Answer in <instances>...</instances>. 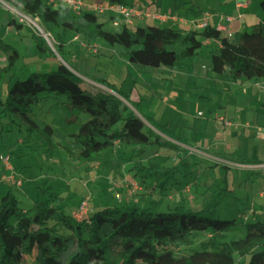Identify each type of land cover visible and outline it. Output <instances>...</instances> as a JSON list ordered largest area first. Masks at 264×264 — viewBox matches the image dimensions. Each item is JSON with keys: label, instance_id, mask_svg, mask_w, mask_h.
<instances>
[{"label": "trees", "instance_id": "obj_1", "mask_svg": "<svg viewBox=\"0 0 264 264\" xmlns=\"http://www.w3.org/2000/svg\"><path fill=\"white\" fill-rule=\"evenodd\" d=\"M6 1L39 17L56 40L54 48L17 17L14 23L17 27L27 26L40 49L55 52L64 61H67L64 53L75 38L88 46L103 39L122 46L130 61L147 66L173 68L205 50L207 56L221 60L222 72L233 83L264 78V18L253 23L250 30L225 36L210 24L187 29L152 23L130 25L119 20L116 24L119 28H112L105 23L113 24L118 17L109 12L73 9L51 0ZM107 2L133 5L129 0ZM261 5L264 10V0ZM0 48L5 60V64H0V81L9 73L8 93L4 97L0 94V129L10 130L16 123L27 130V139H32L37 131L34 136L43 140L39 130L47 131L48 124L37 116V109L54 98L63 106L85 114L77 130L69 132L65 144L83 160L98 161L101 155L105 157L116 153L118 147L129 145L135 151L130 159L138 161L149 143L177 149V141H183L167 125L138 114L137 101H133L134 109L114 92L101 88L103 85L124 95L105 78L90 77L99 84L93 86L68 61L71 68L60 60L54 66L47 65L51 67L49 70L41 66L40 71L32 68L23 77L14 76L12 68L21 54L1 37ZM11 176L10 186L21 182L20 177ZM132 180L141 188L146 186L143 179ZM193 183L198 185L197 181ZM41 189L44 195L32 198L29 206L21 205L10 188L0 193V264H264V219L254 217L244 223L247 225L244 234L237 235L243 223L221 218L217 212L224 190H228L223 185L212 189L210 197L208 187L193 192L188 197L189 205L182 196L180 203L166 210H151L132 202L94 210L87 206L89 209L81 216L76 215L77 210L67 211L48 188Z\"/></svg>", "mask_w": 264, "mask_h": 264}, {"label": "rangeland", "instance_id": "obj_2", "mask_svg": "<svg viewBox=\"0 0 264 264\" xmlns=\"http://www.w3.org/2000/svg\"><path fill=\"white\" fill-rule=\"evenodd\" d=\"M129 1L138 7L152 6L154 11L158 7L152 0ZM214 1L162 0L160 6L167 11L185 6L191 11L197 5L210 11ZM257 2L264 17L261 0ZM15 10L25 12L9 1L0 0V37L16 46L21 54L12 68L13 75L23 77L32 68L40 71L48 62H64L55 52L40 49L27 26L16 29L12 23L18 18ZM143 22L147 20L135 23ZM105 26L119 28L110 22ZM251 27L249 24L247 29ZM64 57L84 80L98 87L90 77L105 78L126 96L103 85L101 88L114 92L130 107L137 101L138 114L167 125L184 142L177 141V149L149 143L138 161L130 159L135 151L129 145L118 147L116 153L105 157L101 155L98 161L83 160L65 144L67 135L77 130L85 114L49 98L37 109V116L48 124L47 131L39 130L44 141L34 136L37 131L32 139H27V130L16 123L10 130L0 129V169L4 172L0 175V180L4 179L0 182V193L10 188L21 205L29 206L32 198L44 195L41 187H46L59 197L67 211L73 212L78 207L76 215L81 216L88 207L94 210L132 202L151 210H166L180 203L182 196L189 205L188 197L193 192L208 187L210 197L212 189L223 185L228 190H224L217 212L221 218L243 223L237 235L244 234L247 229L244 223L254 217L264 219V134L258 132V127L264 126V90L257 87L256 80L233 83L223 72L213 69H207L206 76L202 74L204 69L199 68L202 58L198 55L193 57L194 63L192 59H184L173 68L135 63L128 59L122 46L103 39L93 46L72 44ZM4 61L0 51V64H5ZM8 74L0 81L3 97L8 93ZM38 128L41 129L40 125ZM151 163L156 165L151 167ZM11 175L20 177L21 182L10 186ZM132 178L137 182L143 179L146 186L139 187Z\"/></svg>", "mask_w": 264, "mask_h": 264}, {"label": "crops", "instance_id": "obj_3", "mask_svg": "<svg viewBox=\"0 0 264 264\" xmlns=\"http://www.w3.org/2000/svg\"><path fill=\"white\" fill-rule=\"evenodd\" d=\"M51 1H53L55 4L61 3V1L59 0H51ZM84 1L86 3L83 6L84 8H88L90 3H95V2H103L104 4L108 3L107 0L104 1L84 0ZM152 1L158 3L157 5L158 7L156 11H154L152 6L138 7L136 5H132L138 8H142L149 13L144 14L142 16H133L130 21H127L125 19H122L121 21H124L130 25H145L152 23V24L165 26L163 24H159L156 22V21L159 22L162 21V22H167V25L183 27L188 29V28H201L198 25V22H203V20L206 19L207 25L210 24L217 27L220 30L221 35L232 36L236 31L247 29L249 24L252 25L253 23L262 20L264 18L262 17V13L259 7L260 3L258 2L256 3L257 0H215L214 1L215 6L211 7L210 11L206 10L205 8L197 7V5H193L192 6L193 10L191 9V11L184 9L186 8L185 6H181L180 8H177L175 10L170 9L169 11H167L166 8H162V6H160L162 0H152ZM174 6L177 7V4H175ZM116 15L117 17H121L119 14ZM174 15L175 17H173ZM138 20L141 21L147 20V22H143L142 24H136L135 22H137ZM14 21H15L14 19L13 22L9 20L10 23L12 22L13 24H15ZM15 27L19 31V27L17 26ZM77 40L78 39L75 38L70 45L76 44L78 42ZM210 42L213 43L214 41H210ZM78 43H80V45L82 46H85L81 42ZM214 43L218 44V41ZM94 50L96 51V49ZM198 56L202 58L200 60L201 65L199 66V68H201L202 70L204 69V71H202V74L208 76L207 69H213L214 71L222 72L223 65L219 58L207 56L205 50L201 51L198 54ZM191 62L194 63V60L192 59ZM56 63L57 62H51V63L48 62L50 66H54ZM207 153L208 155L212 154L209 152ZM77 209L78 207L73 209V211Z\"/></svg>", "mask_w": 264, "mask_h": 264}, {"label": "built area", "instance_id": "obj_4", "mask_svg": "<svg viewBox=\"0 0 264 264\" xmlns=\"http://www.w3.org/2000/svg\"><path fill=\"white\" fill-rule=\"evenodd\" d=\"M59 1H61V3L63 2L71 6L73 9L83 7L86 4L84 0H59ZM88 9L96 11L98 13L111 12L112 14H119L121 17L115 18L113 20V24L115 25L119 23V20L125 19L127 21H130L133 16H142L144 14H148V12H146L142 8L129 6L127 4L120 2H109L106 4H104L103 2L90 3ZM15 12L17 13L18 19L20 21L27 24L35 33L42 36L50 47L54 48V43L56 42V40L52 35V33L46 30L42 26L38 16H33L29 13H25L19 10H15ZM173 17H175V15ZM198 25L200 27L206 26L207 25L206 19H204L203 22H198ZM256 82L258 87L264 90V78H260L256 80ZM220 119L223 120V117H220ZM225 123L229 125L230 121L226 120ZM258 132L260 134L264 133V126L258 127Z\"/></svg>", "mask_w": 264, "mask_h": 264}]
</instances>
